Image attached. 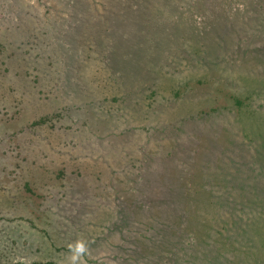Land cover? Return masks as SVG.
I'll return each instance as SVG.
<instances>
[{
  "label": "rangeland",
  "instance_id": "rangeland-1",
  "mask_svg": "<svg viewBox=\"0 0 264 264\" xmlns=\"http://www.w3.org/2000/svg\"><path fill=\"white\" fill-rule=\"evenodd\" d=\"M264 264V0H0V264Z\"/></svg>",
  "mask_w": 264,
  "mask_h": 264
},
{
  "label": "clouds",
  "instance_id": "clouds-1",
  "mask_svg": "<svg viewBox=\"0 0 264 264\" xmlns=\"http://www.w3.org/2000/svg\"><path fill=\"white\" fill-rule=\"evenodd\" d=\"M71 250V264H85L82 259L88 252L87 244L84 240H77L73 245L70 246Z\"/></svg>",
  "mask_w": 264,
  "mask_h": 264
}]
</instances>
